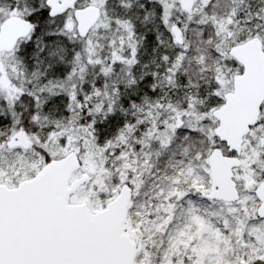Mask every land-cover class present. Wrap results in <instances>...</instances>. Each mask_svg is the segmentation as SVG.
Instances as JSON below:
<instances>
[{
    "label": "snow or ice",
    "instance_id": "obj_1",
    "mask_svg": "<svg viewBox=\"0 0 264 264\" xmlns=\"http://www.w3.org/2000/svg\"><path fill=\"white\" fill-rule=\"evenodd\" d=\"M0 264H264V0H0Z\"/></svg>",
    "mask_w": 264,
    "mask_h": 264
}]
</instances>
